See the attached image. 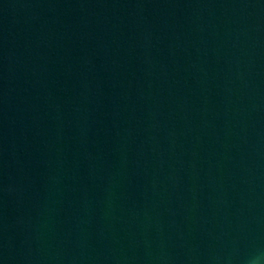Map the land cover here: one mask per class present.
I'll return each instance as SVG.
<instances>
[{
	"label": "water",
	"instance_id": "water-1",
	"mask_svg": "<svg viewBox=\"0 0 264 264\" xmlns=\"http://www.w3.org/2000/svg\"><path fill=\"white\" fill-rule=\"evenodd\" d=\"M0 264H264V0H0Z\"/></svg>",
	"mask_w": 264,
	"mask_h": 264
}]
</instances>
